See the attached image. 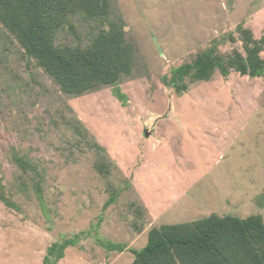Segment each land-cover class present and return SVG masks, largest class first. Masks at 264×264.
<instances>
[{
	"label": "rangeland",
	"instance_id": "374dc122",
	"mask_svg": "<svg viewBox=\"0 0 264 264\" xmlns=\"http://www.w3.org/2000/svg\"><path fill=\"white\" fill-rule=\"evenodd\" d=\"M107 2L129 75L80 96L0 23V264H44L69 241L55 264H132L152 228L211 215L264 224V73L173 77L209 50L246 58L247 34L264 63V0ZM71 22L56 46L87 49L108 29Z\"/></svg>",
	"mask_w": 264,
	"mask_h": 264
},
{
	"label": "trees",
	"instance_id": "16d2710c",
	"mask_svg": "<svg viewBox=\"0 0 264 264\" xmlns=\"http://www.w3.org/2000/svg\"><path fill=\"white\" fill-rule=\"evenodd\" d=\"M108 10L107 0H0V23L63 93L80 96L100 86L115 85L121 75H129L132 50L124 43V24L109 20ZM78 13L106 19L107 31L100 32L87 49L56 46L58 32L65 26L72 31L71 21ZM244 46L246 58L235 53L223 63L222 57L209 50L193 63L175 69L173 77L182 81L194 71L197 81H207L214 68L223 77L229 73L227 68L260 77L264 73L258 55L261 46L249 34ZM70 244L73 241L52 244L43 263L55 264ZM106 248L123 251L111 242ZM133 255L132 264H264V224L258 216L241 220L211 215L193 223L164 225L152 228L146 245Z\"/></svg>",
	"mask_w": 264,
	"mask_h": 264
}]
</instances>
